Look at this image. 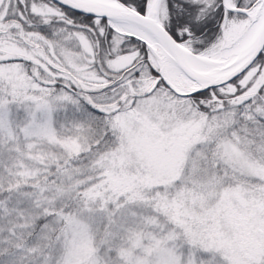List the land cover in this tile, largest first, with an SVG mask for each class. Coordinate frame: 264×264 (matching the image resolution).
I'll use <instances>...</instances> for the list:
<instances>
[{
  "label": "snow or ice",
  "instance_id": "obj_1",
  "mask_svg": "<svg viewBox=\"0 0 264 264\" xmlns=\"http://www.w3.org/2000/svg\"><path fill=\"white\" fill-rule=\"evenodd\" d=\"M0 264H264V0H0Z\"/></svg>",
  "mask_w": 264,
  "mask_h": 264
}]
</instances>
